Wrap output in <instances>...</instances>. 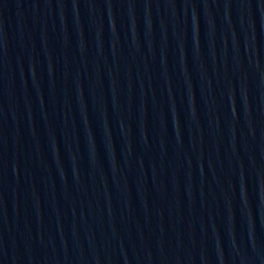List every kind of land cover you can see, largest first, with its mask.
<instances>
[{
    "label": "water",
    "instance_id": "obj_1",
    "mask_svg": "<svg viewBox=\"0 0 264 264\" xmlns=\"http://www.w3.org/2000/svg\"><path fill=\"white\" fill-rule=\"evenodd\" d=\"M0 264H264V0H0Z\"/></svg>",
    "mask_w": 264,
    "mask_h": 264
}]
</instances>
